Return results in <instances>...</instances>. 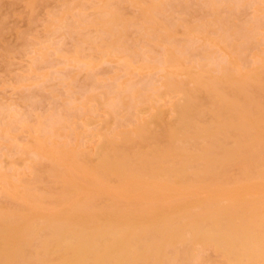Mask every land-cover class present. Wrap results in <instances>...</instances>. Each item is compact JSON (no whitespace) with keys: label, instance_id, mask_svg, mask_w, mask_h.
<instances>
[{"label":"bare ground","instance_id":"obj_1","mask_svg":"<svg viewBox=\"0 0 264 264\" xmlns=\"http://www.w3.org/2000/svg\"><path fill=\"white\" fill-rule=\"evenodd\" d=\"M82 1L47 29L92 88L68 73L59 109L0 124L30 171L1 165L0 264H264V0Z\"/></svg>","mask_w":264,"mask_h":264},{"label":"rangeland","instance_id":"obj_2","mask_svg":"<svg viewBox=\"0 0 264 264\" xmlns=\"http://www.w3.org/2000/svg\"><path fill=\"white\" fill-rule=\"evenodd\" d=\"M29 1L30 0H0V21H1L0 24L2 26L4 25L3 31L0 33V117L2 116L0 120V124H2L1 122L3 121V117H4V121L8 118L16 117L20 121L27 120L28 122L34 123V120L36 119L35 116L36 114H40L43 117L45 114L49 112L50 109L51 110L56 108L59 109L60 104L55 105L57 99L56 101L53 100L51 95L53 91L65 93V89L67 90L68 87L66 85L64 86V84L62 85V83L59 84L58 81H64V80L69 81L70 77L67 78L68 73L69 75L71 74L70 76H75L77 74L76 76H79V78L76 76L75 78L80 79V82L79 81L77 82L78 84L80 83V85L83 84L82 86H85L84 89L89 90V88H92L90 81H88L85 78L87 75L86 71L88 69H86L84 66H83L84 71L82 70L81 72L79 71L80 69H82V66H80L77 70L74 69L75 71L70 72L73 69L72 66H76L74 68H77L78 66L76 64L80 62L77 63L74 62L75 64L74 65L73 61L71 62L69 60L68 61L65 60L67 64L64 62L63 63L66 65L61 63L62 62L61 55L63 54H60L59 52L61 51L64 52V50L72 49L73 48L72 43L74 42V39L68 35L67 37H65L66 35L63 36L62 32H53L47 29L48 24H50V20L53 17V15L58 14L57 11H59V9L60 11L62 10V7L60 8V6L64 5V3L67 2L68 4H71L73 7L75 6L77 0H62V1L38 0L37 3L36 2L34 3L35 7L30 6ZM241 1H239V3ZM243 1L241 2V5L245 6L244 3L247 2L246 0L245 2ZM85 3H86L85 0H83L82 4L84 7L87 4ZM239 3L236 0V4H237L236 10H242L241 8L243 6L240 9H238L240 6ZM248 8L246 10L247 12H245V10L241 11L242 14L240 20H243L242 22H245L246 18L248 19L249 17H251L253 13V10L251 11V8H249L248 10ZM91 11L92 10L89 8L86 10V12L88 13H90ZM78 12H79L78 9H73V14H76ZM66 14H67L66 17L68 16V14H70L67 17V20L70 22L72 15L71 13H66ZM46 51L48 52V57L46 60L47 62L46 61L42 63L38 62L39 60L37 58L38 55ZM96 55H98L100 59L97 58V60L93 62L99 63L96 64V67L94 68V69L96 68L98 69H96L95 71H93L94 69H91L90 73L93 72L92 74L95 75V79L97 83L103 81H107L108 83V81L111 80V78H115L114 76H117L118 74L116 68H113L114 66H116L114 63L115 59L114 60L108 59L107 57H105L108 55L103 53L102 54L98 53ZM110 56L108 57L111 58ZM94 57L96 58V56H93V58ZM112 58L114 57L112 56ZM111 60L114 64L111 62ZM64 67L67 68L65 69ZM63 68L65 69L64 72H62V74L61 73L58 74L60 71L63 70ZM109 70H111L112 72L111 71L109 72ZM47 72L50 79L46 81V79L44 78L47 77ZM41 74H43L44 76L43 77L40 76L41 77L40 78L39 75ZM63 75L64 77L65 75H67V77H65L66 79L58 78V76L63 77ZM119 80L121 81V79ZM119 80H117L116 83H119L118 82ZM39 82L40 85L43 83L42 84L43 89L45 88L44 90L46 92L43 91L41 92V94H43L42 97L43 98L45 97L46 100L45 99L43 100L42 97H41L42 100L36 98L35 94H33V93H40V91L36 92L37 90L40 89L37 88L40 87L38 86ZM33 84L35 87H36L35 84H37L36 90L34 92H29L30 89L32 90ZM76 87L77 86H75V88ZM78 87L81 89L79 85ZM78 87L76 88V90H78ZM52 88L53 89L59 88V89H57L58 91H56V89L53 90ZM51 89L52 91H50ZM22 95H24V98L26 96L30 97L31 95L32 97L30 98L26 97L24 99L22 98L23 97ZM49 95L51 96V98H49ZM53 101H55V103H53V106H51ZM80 103L73 102L71 106H79ZM54 106L56 107L54 108ZM52 119L54 120L55 117ZM17 125H18L17 131L14 130L13 132L12 130L10 131V133H13V135H15L17 132L18 138L17 135H15L16 137L13 136L12 138H14V140L17 139L24 140L26 135V130L24 127L20 125V123ZM1 126L2 125H0V127ZM86 131H88L86 128L81 129L82 133ZM87 134H89V132ZM89 135L85 136V138L90 139L89 137H91V135L90 136ZM19 140L17 141L19 142ZM58 140L62 141L63 138ZM25 155L21 152H15V150H6V148L4 149L0 148V166L2 165L4 168H6L5 169L7 171L6 173L12 171V172H22L25 174L28 173L27 175H29L30 171L28 170L27 167L28 163L26 162ZM10 162H14V163H10ZM2 166L0 170H2L3 172L5 170L4 168H2ZM8 169H10V171H8ZM1 179L2 178L0 177V183H1ZM2 184L3 183H1L0 185L2 186Z\"/></svg>","mask_w":264,"mask_h":264}]
</instances>
